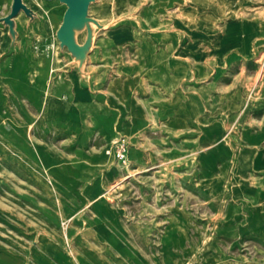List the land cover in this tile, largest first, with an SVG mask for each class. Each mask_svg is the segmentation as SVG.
<instances>
[{"label": "rangeland", "instance_id": "374dc122", "mask_svg": "<svg viewBox=\"0 0 264 264\" xmlns=\"http://www.w3.org/2000/svg\"><path fill=\"white\" fill-rule=\"evenodd\" d=\"M23 1L41 22L0 59V264H264V0H96L140 23L98 36L92 92L65 9Z\"/></svg>", "mask_w": 264, "mask_h": 264}, {"label": "water", "instance_id": "95a60500", "mask_svg": "<svg viewBox=\"0 0 264 264\" xmlns=\"http://www.w3.org/2000/svg\"><path fill=\"white\" fill-rule=\"evenodd\" d=\"M8 14L0 18V28L4 31L5 49L0 59L10 55L18 44V37L25 32L30 34L31 26L41 22L37 12H34L23 0H8ZM56 7H63L62 21L55 33L59 45V54L68 61V69L75 68L80 76L83 87L92 92L94 76L99 72L89 74L86 71L88 55L95 49V41L106 30H112L126 22L140 23L132 14L123 15L112 22L97 21L89 16V8L96 0H45ZM21 16L20 23L16 17Z\"/></svg>", "mask_w": 264, "mask_h": 264}, {"label": "built area", "instance_id": "2783aa9c", "mask_svg": "<svg viewBox=\"0 0 264 264\" xmlns=\"http://www.w3.org/2000/svg\"><path fill=\"white\" fill-rule=\"evenodd\" d=\"M115 153L118 160H125V145L122 141L117 142L115 146Z\"/></svg>", "mask_w": 264, "mask_h": 264}, {"label": "crops", "instance_id": "0c3cea01", "mask_svg": "<svg viewBox=\"0 0 264 264\" xmlns=\"http://www.w3.org/2000/svg\"><path fill=\"white\" fill-rule=\"evenodd\" d=\"M119 27H120V26H119ZM119 27H117V28H119ZM117 28H116V29H117ZM4 49H5V47H4ZM5 57H6V56H5ZM3 58H4V57H3ZM94 82H95V81H93L92 85H94ZM79 83H80V79H79ZM80 85H81V83H80ZM81 86H82V85H81ZM82 87H83V86H82ZM92 87H93V86H92ZM83 88H85V87H83ZM86 89H88V88H86ZM88 91H89V89H88Z\"/></svg>", "mask_w": 264, "mask_h": 264}]
</instances>
